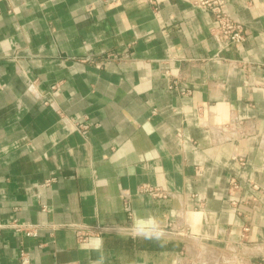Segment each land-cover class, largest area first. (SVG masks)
I'll return each mask as SVG.
<instances>
[{"label": "crops", "instance_id": "0c3cea01", "mask_svg": "<svg viewBox=\"0 0 264 264\" xmlns=\"http://www.w3.org/2000/svg\"><path fill=\"white\" fill-rule=\"evenodd\" d=\"M199 2L0 0V264H264V0Z\"/></svg>", "mask_w": 264, "mask_h": 264}, {"label": "built area", "instance_id": "2783aa9c", "mask_svg": "<svg viewBox=\"0 0 264 264\" xmlns=\"http://www.w3.org/2000/svg\"><path fill=\"white\" fill-rule=\"evenodd\" d=\"M155 5L157 0H148ZM199 6L210 10L214 15L215 24L211 27V33L215 38L219 51L229 49L231 47H240L246 40L247 30L244 24L231 17L227 11V0H200ZM110 56L113 53L109 54ZM2 85L0 84V88ZM89 128V123L75 120V129L80 133L85 134ZM235 184V183H234ZM144 191L154 195H159L158 189H153L149 186L144 188ZM18 230H23L27 235L35 236L38 234V226L34 224H20L14 222L12 224ZM104 227H98L96 230L104 231ZM90 230L77 228V236L79 239H84L89 235ZM21 264H30L28 254L24 251L20 254Z\"/></svg>", "mask_w": 264, "mask_h": 264}, {"label": "clouds", "instance_id": "9594fccd", "mask_svg": "<svg viewBox=\"0 0 264 264\" xmlns=\"http://www.w3.org/2000/svg\"><path fill=\"white\" fill-rule=\"evenodd\" d=\"M162 235V232L158 229L155 233L154 236L159 239V237Z\"/></svg>", "mask_w": 264, "mask_h": 264}, {"label": "rangeland", "instance_id": "374dc122", "mask_svg": "<svg viewBox=\"0 0 264 264\" xmlns=\"http://www.w3.org/2000/svg\"><path fill=\"white\" fill-rule=\"evenodd\" d=\"M196 251H198V250L196 249ZM203 253H204V254H207L206 250H205ZM190 264H192V263H190Z\"/></svg>", "mask_w": 264, "mask_h": 264}]
</instances>
